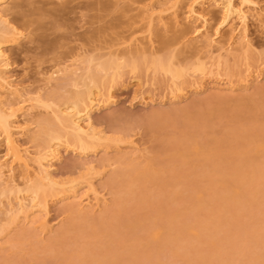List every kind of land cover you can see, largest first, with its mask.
Masks as SVG:
<instances>
[{
	"label": "bare ground",
	"instance_id": "1",
	"mask_svg": "<svg viewBox=\"0 0 264 264\" xmlns=\"http://www.w3.org/2000/svg\"><path fill=\"white\" fill-rule=\"evenodd\" d=\"M9 2L10 0H0V142H4L8 151L4 159L0 158V239L13 236L0 242V250L6 251L2 254L1 261L6 262L7 256H10L7 251L15 255L26 241H32L36 243L34 246H38L37 243H42L45 236L54 231L49 221V200L53 198L65 201L63 212H68L72 221L51 236L48 243L62 242L69 232H86L81 222L88 221L93 223L96 235L114 237V231L121 230L123 239H131L130 232L135 234V228L140 227L142 234L136 235L132 243L133 256L139 255L141 248L138 247L149 248L148 252H151L173 245V248L183 250L187 264H192L194 257L196 263L205 264L213 258L219 260L220 264H232L233 261L229 259L230 252L242 250L243 246L231 244L228 235L220 237L219 242L217 241L222 245L227 244V247L223 246L222 251L207 255L203 253L202 246H216L215 241H206L205 238L210 235L216 237L220 233L227 234L229 228L234 230L248 207H259L258 199L264 198V189H261L264 163L258 162V157L264 153V136L255 134L254 130L235 129L232 137L236 144L230 146L227 152L218 144L212 148L210 142L200 143L194 137L189 144L174 148V155L180 159L194 155L207 160H219L208 163L205 185L192 181L187 183L181 193L172 189L175 201L181 199L180 196L186 192L185 199L190 203L191 213V216L186 217H183L177 208H166L169 197L164 196V192L169 185L165 184L164 177L157 176L148 163H141L144 152L134 141L129 144L132 150L123 156L115 159L103 157L97 164L93 161L87 162L84 174L90 176V179L83 181L86 189L82 191L72 179H56L53 167L55 161L61 157V148L86 155L88 150L97 147H102L107 152L105 143L118 141L107 137L103 130L98 129L92 114L94 110L114 103L112 87L126 67L132 72H137L146 66L154 72L169 75V98L172 101L186 97L189 91H203L206 88V79L208 85L218 91L210 94V100L248 101L252 99V95L260 94L262 89L256 83L264 77V52L258 58L253 55L255 45L250 36L249 23L253 19L264 27V12L258 10L250 13L236 6L233 0H163L157 12L153 6H146L143 8L146 33L131 37L128 44L135 56L126 58L125 54L110 52L107 58L99 61H96L94 56L86 57L82 60L83 67L53 70L48 82L60 72H65L67 76L63 81L70 82L76 88L73 93L64 95L63 100L57 103L54 100L55 94L30 95L7 75L11 67L7 46L20 44L23 39L29 38L31 32L30 23L18 22L14 17H10ZM241 2L248 3L251 0ZM206 4L222 8L220 25H228L236 20L230 35L223 41L215 42L204 30L207 19L197 6ZM183 5L186 10L180 12ZM199 21L202 22L201 26L197 24ZM192 23L194 26L189 28L187 24ZM161 29L164 32H178L173 41L194 49L199 55L197 61L187 67H180L175 62L174 55H153L148 59L147 53L154 49L155 37ZM230 56L244 66L240 77L236 79L233 77V64L229 62ZM252 60L259 61V65L254 67ZM187 74L191 78L187 85H183V78ZM69 76L73 77L69 79ZM251 87L255 88L254 93L248 95L246 91ZM236 92L239 93L235 95ZM35 109L50 111L51 118L37 120L36 125L39 128L31 132V125L35 122L32 112ZM214 113V110L210 109L208 116H213ZM22 117L24 118L21 119ZM24 135L30 136L29 141L35 146L33 150L20 144L19 138ZM210 155L212 158L208 159ZM234 156L238 157L239 166L228 171L226 165ZM126 164L130 165L129 169L117 172L111 182L121 189L126 201L133 199L136 184L144 185V198L138 205L139 209H145V205L152 203L148 195L151 190L147 188L146 183L158 184L161 194L155 201V212L146 210L134 218H126L120 216L121 212L117 210L115 215L120 217L116 224L111 228L108 224L97 232L102 226L101 221L111 212L106 193L92 178L102 174L98 171L99 168L106 171L118 165L128 166ZM246 194H251V197ZM121 198L117 196L118 206L122 203ZM98 212H101V215H96ZM245 229L243 222L238 230L230 231V234L243 236L248 233ZM194 240H198L202 247L197 250L200 252L196 255L191 245ZM256 240L259 242L260 239ZM73 251L72 254L75 253V250ZM84 251L87 255L78 258L80 263L115 264L122 256L119 250H115L113 255L100 252L93 244H89ZM254 260L257 264H264V255L257 252Z\"/></svg>",
	"mask_w": 264,
	"mask_h": 264
},
{
	"label": "rangeland",
	"instance_id": "2",
	"mask_svg": "<svg viewBox=\"0 0 264 264\" xmlns=\"http://www.w3.org/2000/svg\"><path fill=\"white\" fill-rule=\"evenodd\" d=\"M162 1L10 0L8 5L10 17H14L18 22L30 23L29 31L31 32L29 38L23 39L20 44L7 46L6 51L11 62L7 75L17 86L22 87L24 92L30 95L42 93L43 96L55 94L54 100L60 103L64 95L73 93L76 88L70 82L63 81L67 76L65 72H60L48 82L51 72L58 68L83 67L82 60L86 57L94 56L96 61H99L107 58L110 52L125 54L126 58L134 57L128 44L131 37L146 33L143 8L153 6L157 12ZM233 2L250 13L258 10L264 12V0H251L248 3L233 0ZM197 7L207 19L204 25L205 32L215 42L223 41L230 35L236 20L228 25H220L222 18L220 6L206 4ZM185 10L186 7L183 5L180 12ZM197 24L201 26L202 22L199 21ZM187 25L192 28L194 23ZM249 31L255 45L253 55L258 58L264 52V27L258 21L251 19ZM25 33L28 34L27 31ZM176 35L178 32H164L161 29L159 35L155 37L154 49L147 53L148 59L153 55L161 57L174 55L175 62L180 67L195 63L199 55L194 52V49L175 43L173 39ZM189 36L192 35L189 34ZM229 58L234 68L233 77L236 79L240 77L244 66L232 56ZM259 63L257 60H252L254 67ZM190 78L187 74L183 78V85H187ZM205 82L206 88L203 91H189L186 97L172 101L169 98L171 92L169 75L154 72L146 66L137 72L124 68L122 76L116 79L112 87L114 103L98 108L92 114L98 129L103 130L107 137L118 139V141L105 143L107 152L102 147H97L88 150L86 155H79L71 149L61 148V157L55 161L53 167L54 177L58 180L72 179L81 191L85 190L83 181L90 179V176L84 174L85 164L89 161L97 164L103 157L115 159L123 156L132 150L129 144L134 141L144 152V158L140 159L141 163H148V166L150 165L156 171L157 176L164 177L166 179L164 183L169 185L164 192V196L169 197L166 208L179 209L183 217L191 216L190 203L185 199L186 192L180 196L181 199L175 201L172 189H177L181 193L187 187V183L192 181L205 185V171L208 169V163L219 160H211L212 155L208 157L210 160L194 155L180 159L174 155V148L189 144L194 137L200 143L210 142L212 148L218 144L224 152H227L230 146L236 144L232 137L235 129H251L255 131V134L264 136V77L256 83L262 89L260 94L252 95L254 87L246 91L248 95H252V99L248 101L210 100V94L218 91L208 85V79ZM210 109L215 112L213 116H208ZM32 115L35 122L31 125V132L38 130L37 120L51 118V112L45 109H35ZM29 137V135L20 136L19 142L22 146L33 150L35 146H32L34 143L29 141ZM7 152L4 142L1 141L0 158L4 159ZM258 162L264 163V153L258 157ZM126 165L128 166L118 165L106 171L99 168L98 171L102 174L92 178L95 184L106 193L111 212L101 221L102 226L97 232L106 228L108 224L111 228L121 215L134 218L146 210L155 212V201L161 194L158 184L146 183L147 188L151 190L148 195L152 203L145 205V209H139L138 205L144 198L142 196L144 185L136 184L133 199L126 201L125 198L123 199L121 189L116 183L111 182L117 172L129 169L130 165ZM237 166H239V159L234 156L226 165V169L232 171ZM261 189H264V180L261 183ZM117 196L122 197L120 206L116 204ZM246 196L251 197V194ZM64 203L65 201L53 198L49 200V221L54 231L49 236H45L42 243L34 246L36 243L26 241L15 255L7 251L10 256H7L6 262L1 261V256L6 251L0 250L1 264H90L89 262L80 263L78 259L80 256L87 255L84 250L89 244H93L96 250L109 255L119 250L122 256L115 264H187L183 250L175 249L173 245L151 252H148L149 248L138 247L141 248L139 255L133 256L132 243L136 235L142 234L140 227L135 228V234L130 232L131 239H123L121 230L114 231V237L96 235L93 223L86 221L81 222L85 227V234L69 232L62 242L48 243L51 236L72 221L71 215L63 212ZM258 203L259 207H248L245 215L239 220V224L235 229L233 227L234 230L229 228L227 234L220 233L216 237L214 235L206 237V241H215L216 246L203 245V253L211 255L216 251H222L223 246L227 247V244H219L218 239L228 235L227 237L230 238L228 241L231 244L243 246L242 250L230 252L229 259L233 261L232 264H257L254 260L256 253L264 255V198H259ZM117 210L121 212L120 216L115 215ZM96 215H101V212ZM190 218L192 222V217ZM243 222L246 225L245 232L248 233L243 236L230 234L238 230L240 223ZM241 228L244 230L243 227ZM11 236L13 235H9ZM9 237L0 239V242L6 241ZM256 238L260 239L259 242ZM191 245L194 247V255L200 252H197L199 248H202L198 240L192 241ZM73 250H75L74 254H72ZM193 259L192 264H204L196 263L195 257ZM205 264L220 263L219 260L212 258Z\"/></svg>",
	"mask_w": 264,
	"mask_h": 264
}]
</instances>
